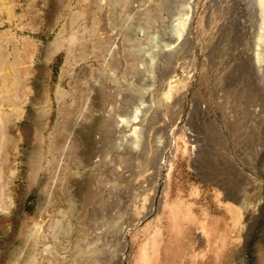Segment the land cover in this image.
Wrapping results in <instances>:
<instances>
[{
    "label": "rangeland",
    "instance_id": "374dc122",
    "mask_svg": "<svg viewBox=\"0 0 264 264\" xmlns=\"http://www.w3.org/2000/svg\"><path fill=\"white\" fill-rule=\"evenodd\" d=\"M251 1L0 0V264H264Z\"/></svg>",
    "mask_w": 264,
    "mask_h": 264
},
{
    "label": "bare ground",
    "instance_id": "6f19581e",
    "mask_svg": "<svg viewBox=\"0 0 264 264\" xmlns=\"http://www.w3.org/2000/svg\"><path fill=\"white\" fill-rule=\"evenodd\" d=\"M251 2H252V7L254 8V11H256V16H257V21H258V24H257L258 32H257L256 45H255L256 48H255L254 55H251V56H252V61L254 62V65L257 63L261 67V66H264V0H252ZM182 17H183L182 23L180 27L177 29V32L179 34L183 33V29H181V27H184V24H186L189 16L187 15V12H183ZM131 133H132L131 135L132 141L129 142L130 145L132 146L138 145L141 139V134H139L136 128H133ZM146 220L147 219H143V221H146ZM140 224L142 223L140 222Z\"/></svg>",
    "mask_w": 264,
    "mask_h": 264
}]
</instances>
